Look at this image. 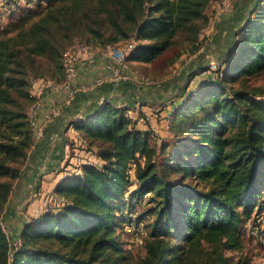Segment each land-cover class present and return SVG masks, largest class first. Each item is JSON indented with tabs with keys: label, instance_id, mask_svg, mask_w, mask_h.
<instances>
[{
	"label": "trees",
	"instance_id": "16d2710c",
	"mask_svg": "<svg viewBox=\"0 0 264 264\" xmlns=\"http://www.w3.org/2000/svg\"><path fill=\"white\" fill-rule=\"evenodd\" d=\"M211 2H7L8 14L23 19L3 29L0 11V264H119L129 259L120 230L147 216L154 221L140 264H249L234 263L227 253L243 250L245 225L264 194V91L233 85L264 74V0L240 18L216 81L186 88L166 119L162 137L169 129L168 138L158 144L149 130L136 127L127 108L105 103L75 124L102 166L84 165L81 176H67L55 189L65 205L31 218L18 241L2 219L35 141L27 110L35 102L36 58L48 56L60 67L59 78H50L64 82L61 48L79 35L82 44L101 47L132 40L128 65L152 67L179 35L197 40ZM148 195L153 205L133 219L134 202Z\"/></svg>",
	"mask_w": 264,
	"mask_h": 264
},
{
	"label": "crops",
	"instance_id": "0c3cea01",
	"mask_svg": "<svg viewBox=\"0 0 264 264\" xmlns=\"http://www.w3.org/2000/svg\"><path fill=\"white\" fill-rule=\"evenodd\" d=\"M238 8L231 9L225 19ZM137 66L151 67L132 62L124 70L128 80L114 81L108 61L99 58L92 65H80L69 86L42 90L41 78L32 83L31 93L36 99L39 96L42 99L33 126L35 141L2 213L3 225L13 241L19 240L25 224L45 206L47 194L71 170L73 154L68 147L80 146L81 139L75 128L77 122L86 121L103 104L111 103L127 108L129 117L140 130L148 131V128L139 122V116L142 112L149 114L164 135L166 116L170 112L161 106L166 97L158 85L146 82ZM40 130L42 136L38 137Z\"/></svg>",
	"mask_w": 264,
	"mask_h": 264
},
{
	"label": "rangeland",
	"instance_id": "374dc122",
	"mask_svg": "<svg viewBox=\"0 0 264 264\" xmlns=\"http://www.w3.org/2000/svg\"><path fill=\"white\" fill-rule=\"evenodd\" d=\"M6 1L8 2L9 0H0V11L4 12L3 29H9L10 24H16L23 19L21 18L22 13H16L13 16L8 14L7 9L9 7L6 5ZM256 1L212 0L206 11V19L202 23V28L196 41L191 42L186 40L185 35L181 34L177 38L175 47L168 54L156 61L154 66L148 69L137 66V70L142 72L146 82L152 83L153 86L158 85L159 91H163V95L166 98L161 103L162 105H174L180 102L181 98L186 94V88L190 91L191 89H196L197 85L204 81L209 83L216 81L217 73L224 67V59L228 55L235 40L236 31L240 27V18L242 19L248 15L249 11L255 6ZM44 5H46V2ZM236 6H239L237 12H233V15L225 19L231 9L235 10ZM44 8L45 6H41L34 8V10L41 11ZM130 42L132 40L122 41L117 46L125 47ZM82 43L84 41L81 40L79 35H76L62 46L58 59L59 65L62 66L61 70L63 69L61 73H64V53L69 48ZM164 65L165 68H162ZM56 66L48 56L37 57L34 74H31L33 78L32 83L36 79H39L34 78L35 74L44 76L41 78H50L52 74L54 77L59 78L57 74L59 73L58 69L60 67ZM233 86L235 88L243 87L249 91L256 89L264 91V74L258 77L244 79L242 82L234 84ZM31 95L35 98L32 93ZM30 107L27 110V114ZM142 114L144 113L142 112ZM165 132L164 134L166 135ZM168 135L170 136L169 129ZM168 135L164 137L155 136V141L160 144L161 140L169 137ZM171 138L169 143L172 145L175 137ZM171 150L166 149V152ZM161 159L162 154L157 156L156 161L159 162ZM134 168L135 165L133 164V175L135 172ZM135 187L136 185H133L131 190ZM150 197L151 195H148L141 201L137 200L134 202L137 203V206L135 212H133V219H136L138 215L145 214V211L153 205ZM261 200V207L257 209L253 218L245 225L243 250L227 253L228 256L234 258V263L247 260L249 264H264V194ZM153 221V217L147 216L142 224L127 225L124 229L120 230L121 241L125 248L126 256L129 259L119 264H140L146 254L144 241L151 231L150 225ZM8 235L12 240V236L10 234Z\"/></svg>",
	"mask_w": 264,
	"mask_h": 264
},
{
	"label": "built area",
	"instance_id": "2783aa9c",
	"mask_svg": "<svg viewBox=\"0 0 264 264\" xmlns=\"http://www.w3.org/2000/svg\"><path fill=\"white\" fill-rule=\"evenodd\" d=\"M9 1L14 2L15 0H9ZM24 2H26V0H20V3H24ZM42 2L45 3V1ZM133 47H134L133 42L128 43L125 47H119L117 45H112V44L103 47L92 44L75 45L69 48L64 53V58H63V68L65 74L64 82L59 83L50 78H41L40 81H41L42 90L69 86L73 77L76 75L80 65H87V66L92 65L99 58L108 61L109 66L112 68L113 71L112 80L114 81L128 80V76L124 74V70L128 67V62L126 60V57L132 51ZM41 105H42V99L39 96V98L35 100V102L31 105L28 111V118L30 120L32 127L35 125L36 113L40 109ZM138 106H139L138 108H140V104ZM162 107L170 111L166 116V119H168L170 117V113L175 110L176 104L174 105L164 104L162 105ZM138 120L139 122L144 124L148 128V130L156 137L163 135L160 129L156 125H154L153 118L149 114L147 113L141 114ZM41 136H42V130L38 132V137ZM79 142H80V146L77 145V146L68 147V151H70L73 154L71 157V160H73V165L67 175L70 177L81 176L83 174L84 165L100 168L103 164V161L97 152L95 151L90 152L87 150L88 145L84 139L81 138ZM64 205H65V200L57 195L56 190H52L47 194V197L45 199V206L43 208L38 209L36 215L37 217H39L49 210L61 208Z\"/></svg>",
	"mask_w": 264,
	"mask_h": 264
}]
</instances>
